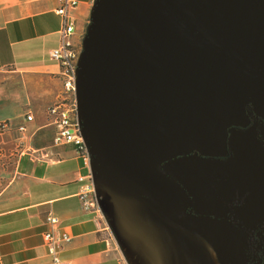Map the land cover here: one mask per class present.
Instances as JSON below:
<instances>
[{
    "label": "water",
    "instance_id": "95a60500",
    "mask_svg": "<svg viewBox=\"0 0 264 264\" xmlns=\"http://www.w3.org/2000/svg\"><path fill=\"white\" fill-rule=\"evenodd\" d=\"M89 29L78 94L102 187L198 219L163 162L224 156L249 107L264 119V0H97Z\"/></svg>",
    "mask_w": 264,
    "mask_h": 264
},
{
    "label": "crops",
    "instance_id": "0c3cea01",
    "mask_svg": "<svg viewBox=\"0 0 264 264\" xmlns=\"http://www.w3.org/2000/svg\"><path fill=\"white\" fill-rule=\"evenodd\" d=\"M96 3L78 0L69 11L74 44L86 40ZM57 6V0H0V123L15 129L0 134V264H51L44 242L49 214L58 219L55 230L71 237L61 264H122L99 212L86 207L87 171L76 147L53 144L47 109L62 91L60 66L50 58L63 23Z\"/></svg>",
    "mask_w": 264,
    "mask_h": 264
},
{
    "label": "rangeland",
    "instance_id": "374dc122",
    "mask_svg": "<svg viewBox=\"0 0 264 264\" xmlns=\"http://www.w3.org/2000/svg\"><path fill=\"white\" fill-rule=\"evenodd\" d=\"M234 135L233 146H239L238 149L246 154L255 149L264 151L262 136L257 141L258 136L253 130L247 131L246 138H236ZM176 171L197 179L201 176L190 163L178 167ZM115 195L117 193L103 186L99 219L106 228L105 236L112 250L122 264H257L259 258L264 256L262 252L250 250V239L240 233L236 226L228 223L217 226L214 221L205 222L198 218L200 223L197 219L193 220L201 224L200 227L194 224L185 232L172 235L158 223L153 208L144 198L113 201ZM208 195L210 211L214 212L217 209L214 193L209 192ZM256 240L255 245L264 249V238Z\"/></svg>",
    "mask_w": 264,
    "mask_h": 264
},
{
    "label": "flooded vegetation",
    "instance_id": "af4514ba",
    "mask_svg": "<svg viewBox=\"0 0 264 264\" xmlns=\"http://www.w3.org/2000/svg\"><path fill=\"white\" fill-rule=\"evenodd\" d=\"M247 111L249 124L231 128L226 155L213 157L196 152L177 155L163 162V170L188 196L186 216L214 221L217 226H223V223L236 226L250 239V250L264 255V249L255 245L257 238H264V151L255 149L246 154L232 143L234 134L236 138H246L247 131L251 130L258 136L257 141L260 136L264 140V119L254 114L250 107ZM189 163L201 173L198 179L176 171ZM209 192L214 193L217 205L214 212L210 211ZM259 259L263 263L264 256Z\"/></svg>",
    "mask_w": 264,
    "mask_h": 264
},
{
    "label": "built area",
    "instance_id": "2783aa9c",
    "mask_svg": "<svg viewBox=\"0 0 264 264\" xmlns=\"http://www.w3.org/2000/svg\"><path fill=\"white\" fill-rule=\"evenodd\" d=\"M58 6L55 13L63 20L60 35V45L50 52L51 60L60 66L59 78L62 82V91L57 101L47 109L49 122L56 129L53 144L57 147L72 145L76 147L87 174L82 178L85 185V204L98 212L102 209L103 187L99 174V166L96 156L87 140L81 119V104L78 94L81 59L85 50V41L74 44L73 37L76 34L75 23L69 16V11L78 5V0H57ZM27 121L33 116L27 114ZM15 130L9 122L0 123V134ZM20 133L26 132V127L17 129ZM51 229L44 233V242L51 264H61L60 252L65 242L71 241V237L62 230H55L57 217L49 214L46 218ZM259 259L257 264H261Z\"/></svg>",
    "mask_w": 264,
    "mask_h": 264
},
{
    "label": "bare ground",
    "instance_id": "6f19581e",
    "mask_svg": "<svg viewBox=\"0 0 264 264\" xmlns=\"http://www.w3.org/2000/svg\"><path fill=\"white\" fill-rule=\"evenodd\" d=\"M123 200V199H139V197H134V196H121L120 194H117L113 197V201H118V200ZM143 199V198H141ZM147 204L151 207V209L153 208L157 221L159 224H161L164 228H167L171 234L173 235H178V233L180 232H185L186 230L190 229L191 226H193L194 224H196L198 227H200L199 223L196 220L193 219H189V220H185V221H181V222H171L168 221L167 219H165L160 211L157 209L156 206H154L151 202H149L147 199H144ZM199 229V228H198ZM167 230V231H168ZM200 233L202 236L205 235V233L203 232L202 229H200Z\"/></svg>",
    "mask_w": 264,
    "mask_h": 264
}]
</instances>
